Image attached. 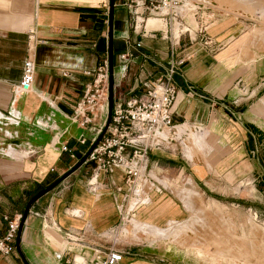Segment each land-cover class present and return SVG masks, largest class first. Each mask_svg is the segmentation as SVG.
<instances>
[{"label": "crops", "instance_id": "1", "mask_svg": "<svg viewBox=\"0 0 264 264\" xmlns=\"http://www.w3.org/2000/svg\"><path fill=\"white\" fill-rule=\"evenodd\" d=\"M130 1L113 5V101L144 94L170 62L176 66L171 105L176 134L168 139V129H161L133 191L121 168L99 172V187H88L96 161L86 155L102 132L107 107L100 102L91 110L77 108L108 58L110 0H0V235L6 213L25 212L29 200L57 180L24 216L20 249L16 238L11 253L0 251V264L88 259L92 249L113 245L104 233L129 218L151 226L184 223L191 218L184 219V213L193 212L195 197L201 198L197 187L225 194L244 179L245 187L264 191V172H258L264 57L252 56L262 51L246 44L253 35L237 41L249 30L243 32L238 19L216 13L205 22L204 33L188 27L176 42L170 24L151 18L146 26L150 16L144 21L135 16ZM193 2V15L201 22L209 7ZM206 37L209 43L203 42ZM29 55L36 61L34 85L21 91ZM193 132L205 136L193 138ZM172 180L190 186L176 192L167 184ZM129 252L134 264H163L146 258L139 247Z\"/></svg>", "mask_w": 264, "mask_h": 264}, {"label": "rangeland", "instance_id": "2", "mask_svg": "<svg viewBox=\"0 0 264 264\" xmlns=\"http://www.w3.org/2000/svg\"><path fill=\"white\" fill-rule=\"evenodd\" d=\"M200 1L209 7L202 14L203 21L208 23L217 16L216 13L238 19L242 23L243 32H249H245L237 41H245L252 34L246 44L251 43L262 49L252 52V56L264 57V0ZM183 2L186 4L182 8L186 11L180 14L187 18L181 23V29L188 26L193 32L200 27V21L193 15L194 2ZM177 20L181 22L180 19ZM174 22L171 23V30ZM245 54L249 53H239L243 57ZM177 132L178 136L179 129ZM190 135L195 138L201 134L193 132ZM187 139V143H190V136ZM258 153L262 159L258 172H264V146L259 147ZM139 184L138 182V187ZM167 184L176 192L182 187L190 186L185 180H172ZM238 184L236 191L229 188L225 190V194H217L211 190L204 193L197 187L201 198L195 197L197 208L193 212L189 210L184 213V219L191 217L184 223H170L165 227L157 224L151 226L137 218H129V222L124 220V223L104 234L112 239L113 246L125 249L130 247L129 251L133 247H139L141 253L147 255L146 258H152L157 263L264 264V191L259 186V190L255 192L245 187L244 179ZM212 199L217 201H211ZM133 200L131 196L130 202ZM59 238L62 239L60 236Z\"/></svg>", "mask_w": 264, "mask_h": 264}, {"label": "built area", "instance_id": "3", "mask_svg": "<svg viewBox=\"0 0 264 264\" xmlns=\"http://www.w3.org/2000/svg\"><path fill=\"white\" fill-rule=\"evenodd\" d=\"M183 0H131L128 5H133L135 16H139L142 21L149 16L163 18L168 25L180 19L183 23L185 15H181L178 7ZM202 21L198 31L205 32V21ZM169 34L175 39L171 28ZM180 30L179 38L189 31L188 26H183ZM182 27V28H183ZM176 39V42L179 41ZM204 43H209L208 37L203 39ZM139 45V43H137ZM107 67L108 61L98 66L96 76L89 87H87L83 100L77 103V108L94 109L100 102L107 107ZM176 66L172 61L169 63L167 71L156 78L147 88L144 94L132 97L123 101L117 98L113 101L110 121L101 135L89 149L86 159L96 161L92 173L87 180V185L91 190L99 187L98 173L112 172L115 168H121L125 175V183L128 191H133L141 177L143 169L147 164L149 149L155 145L154 141L161 129L167 128L168 139H173L176 134V124L172 121L171 105L176 96V86L172 81V76ZM36 73V61L33 55H29L24 61L22 78L18 85L19 90L29 91L33 89ZM84 105V107H83ZM90 117L84 115V120ZM104 127V123L99 131ZM195 128L199 129L198 126ZM82 140H84L82 138ZM67 149V145L62 146ZM120 189V187H117ZM32 203L28 211H34ZM38 213V211H35ZM24 212L14 214L6 213L4 218L7 222L4 232L0 235V251L9 254L15 248L21 220ZM131 253L125 249L108 246L105 249L94 248L90 257L85 259L80 255L81 260L75 257L66 258V264H134L127 256Z\"/></svg>", "mask_w": 264, "mask_h": 264}, {"label": "water", "instance_id": "4", "mask_svg": "<svg viewBox=\"0 0 264 264\" xmlns=\"http://www.w3.org/2000/svg\"><path fill=\"white\" fill-rule=\"evenodd\" d=\"M113 5H114V0H110V5H109V18H110V24H109V31H108V67H107V115L104 123V127L102 129V132L99 137L104 133L110 118L112 114V107H113V93H114V71H113V61H112V27H111V20H112V12H113ZM57 182L54 181L51 185L43 189L41 192L37 193L34 195L28 202L26 210L24 214L26 215L29 207L31 204L41 196L45 191L50 189L55 183ZM24 225V218L20 222L18 234H17V246L20 249V242H21V236H22V229Z\"/></svg>", "mask_w": 264, "mask_h": 264}, {"label": "bare ground", "instance_id": "5", "mask_svg": "<svg viewBox=\"0 0 264 264\" xmlns=\"http://www.w3.org/2000/svg\"><path fill=\"white\" fill-rule=\"evenodd\" d=\"M185 4H186V3H184V4H182L180 7H178V11L184 13V11H186V10H184L182 7H184ZM31 13H32V12H31ZM185 13H186V12H185ZM151 18H156V19H158V20H163V21L166 23V21H165L163 18L156 17V16H150V17L147 19V21H146V26H147L148 21H149ZM151 22L153 23V22H155V21L152 20ZM180 29H181V24H180V22H179L178 20H176V21L174 22V25H173V28H172L174 35H178L179 32H180ZM175 37H176V36H175ZM166 130H167V129H166ZM153 233H155V232H153ZM227 251H228V250H227Z\"/></svg>", "mask_w": 264, "mask_h": 264}]
</instances>
